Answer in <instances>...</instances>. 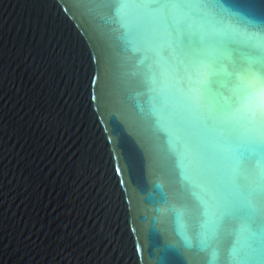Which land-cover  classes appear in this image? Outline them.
<instances>
[{
	"label": "water",
	"instance_id": "water-1",
	"mask_svg": "<svg viewBox=\"0 0 264 264\" xmlns=\"http://www.w3.org/2000/svg\"><path fill=\"white\" fill-rule=\"evenodd\" d=\"M0 264H264V0H0Z\"/></svg>",
	"mask_w": 264,
	"mask_h": 264
}]
</instances>
